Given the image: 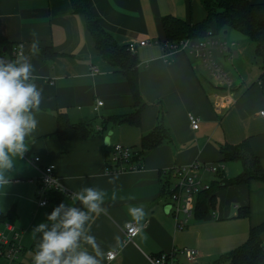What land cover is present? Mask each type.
<instances>
[{
	"label": "crops",
	"instance_id": "0c3cea01",
	"mask_svg": "<svg viewBox=\"0 0 264 264\" xmlns=\"http://www.w3.org/2000/svg\"><path fill=\"white\" fill-rule=\"evenodd\" d=\"M90 5L97 22L118 45L146 41L145 46L137 45L135 52L139 93L146 104L139 126H109L85 140H58L54 136L58 113L66 115L71 124H87L96 132L103 119L133 112L128 83L98 55L83 17L73 12L69 0H0V35L12 47L24 44L26 54L34 37L40 41V52L30 55V61L39 77L35 83L42 92V103L36 114L38 128L26 138L28 152L40 158L41 167L52 166L55 178L71 193L85 186L107 192L105 211L91 224V232L105 253L117 251L116 258L105 260V264H149L148 257L182 249L197 251L193 264H211L242 245L249 229L264 222V183L252 181L218 190L214 207L203 219L193 217L195 223L175 231L172 218L165 213L163 190L168 177L163 173L198 161L223 165L222 176L233 178L241 172V165L223 163L220 147L243 141L248 142L264 169V118L259 116L264 110V76L249 68L244 78H239L240 74L235 80L230 77L232 49L237 44L227 57L216 61L231 81L230 92L217 87L204 67L188 55L176 52L171 63L162 60L161 48L166 43L162 18L200 23L206 18L200 0H90ZM215 30L211 37L220 41L238 39L231 30L220 34ZM241 55L244 58V52ZM92 67L98 73L92 74ZM97 101L102 102L99 108ZM189 115L199 120L197 130L190 128ZM158 124L167 130L168 138L141 155L140 170L106 172L113 145L137 151L142 137ZM199 176L208 185L217 179V175L204 171ZM38 178V170L22 158L16 162L11 183L0 187V212L12 210L13 225L21 233L22 263L32 262L39 240V234L33 237V228L53 210L50 202L38 205ZM65 203L76 201L66 199ZM129 205H143L148 216L143 234L138 232L126 241L123 230L130 221ZM243 208L248 209V217L238 214ZM117 235L125 242L122 249L112 247ZM261 239L264 244V233ZM175 259L186 262L179 254ZM0 264L6 263L0 259Z\"/></svg>",
	"mask_w": 264,
	"mask_h": 264
},
{
	"label": "trees",
	"instance_id": "16d2710c",
	"mask_svg": "<svg viewBox=\"0 0 264 264\" xmlns=\"http://www.w3.org/2000/svg\"><path fill=\"white\" fill-rule=\"evenodd\" d=\"M74 13L83 17L86 30L90 36L98 55L116 71L121 72L126 79L134 101V110L129 114L110 116L100 122V131L95 132L90 125H73L66 115H56V130L54 136L60 141H81L93 135H99L109 126L131 125L139 126L140 112L146 104L142 101L138 88V70L135 54L127 50L126 45H118L113 38L100 26L93 15L90 0H69ZM206 12V18L196 24H188L175 17L166 16L161 20L166 43L175 45L181 40L200 41L211 36L213 30L217 34L224 30L239 32L254 44L256 57L264 62V3H251L247 0H200ZM214 27V28H212ZM12 45L0 35V53L8 55ZM3 49L5 50L3 52ZM264 76V65L261 67ZM168 138L167 130L158 124L150 133L144 135L137 150L138 157L149 150L160 146ZM222 162H238L241 172L230 179L217 175V179L210 184L209 190L201 192L196 199L194 218L203 219L215 204V193L230 186L248 185L252 181L264 183V169L259 158L252 152L247 141L237 145H223L220 147ZM134 157L130 164L139 162ZM109 161V160H108ZM141 162V159H140ZM109 163V162H108ZM106 164L108 168L113 165ZM141 165V163H140ZM139 166V163L138 165ZM142 168V166H140ZM166 184V183H165ZM164 193L166 189L163 190ZM62 193L51 190L48 201L54 208L59 203H65ZM76 206L78 202L75 203ZM241 217H248L247 208L238 213ZM15 218L11 210L6 214L0 212V228L5 223L13 224ZM264 233V222L251 227L246 241L239 247L218 256L211 264H263L264 244L261 235Z\"/></svg>",
	"mask_w": 264,
	"mask_h": 264
},
{
	"label": "clouds",
	"instance_id": "9594fccd",
	"mask_svg": "<svg viewBox=\"0 0 264 264\" xmlns=\"http://www.w3.org/2000/svg\"><path fill=\"white\" fill-rule=\"evenodd\" d=\"M39 44L34 37L28 45L29 54L20 44L14 59L0 57V187L11 183L17 160L29 150L26 138L38 128L36 114L40 112L42 92L35 83L39 77L34 74L30 55L39 54ZM106 197L104 189L85 186L72 193L79 206L61 202L46 214V220L32 230L34 238L39 234L32 264H105V249L92 234L91 224L105 211ZM127 214L133 226L129 231L143 234L148 216L145 207L129 205ZM114 241L113 248L125 246L119 235Z\"/></svg>",
	"mask_w": 264,
	"mask_h": 264
},
{
	"label": "built area",
	"instance_id": "2783aa9c",
	"mask_svg": "<svg viewBox=\"0 0 264 264\" xmlns=\"http://www.w3.org/2000/svg\"><path fill=\"white\" fill-rule=\"evenodd\" d=\"M15 44L11 47L8 55L1 54L8 60L15 58L17 46ZM145 46L146 41H141L138 44L128 43L127 50L131 54H135L136 46ZM236 46L235 42L220 41L213 37H208L200 41H191L189 39L181 40L175 45L165 43L162 45V60L165 63L173 61L172 56L176 52H181L188 55L199 62L204 69L210 74L212 82L219 88L226 89L230 92L231 81L226 76L224 71L218 66V57H227L230 50ZM91 73L96 74L98 70L95 67L91 68ZM102 106V102L97 101L96 108ZM259 116L264 118V110L259 112ZM188 122L192 130L198 129L199 120L192 115L188 116ZM100 127L96 131H100ZM138 152L129 147L120 144L113 145L109 155V163L113 165L111 168L106 167V172L123 173L127 171L140 170V159ZM138 157L139 162L130 164L134 157ZM23 159L38 170V187L35 197L38 200L39 206H46L48 201V193L51 190L58 191L63 194L65 199L73 200L72 193L63 187V191L59 189L62 187L54 176V168L52 166L41 167L39 165L40 158L32 156L28 151L25 153ZM139 163V166H137ZM209 172L214 175H223V165H204L195 161L185 167H174L170 171L163 174L168 177L165 188L166 189V207H169L168 214L174 224L175 231H183L188 227L189 221L194 217V208L197 196L204 191L209 190L210 185L201 181L200 172ZM133 227L129 222L124 225L123 235L126 241H131L138 232L133 235L129 228ZM21 233L16 230L13 224L5 223L0 228V259H3L6 264H32L22 263L20 261L23 252L20 244ZM182 255L188 264H193L198 259V253L193 249L173 250L170 253H162L154 257H148L149 264H181L175 259L176 255ZM117 256V251H109L106 253V261L111 262Z\"/></svg>",
	"mask_w": 264,
	"mask_h": 264
},
{
	"label": "rangeland",
	"instance_id": "374dc122",
	"mask_svg": "<svg viewBox=\"0 0 264 264\" xmlns=\"http://www.w3.org/2000/svg\"><path fill=\"white\" fill-rule=\"evenodd\" d=\"M230 33H233L238 37V39L233 38V40H234L233 42H235L237 44V46L232 49V53H233L232 59H234L233 63L231 65H229L230 63H228V65H229L228 70L230 73L229 74L230 77L233 80H235L238 78V74H240L239 78L240 77L244 78V76L247 74V72H244V71L245 70L247 71L249 68H252L253 70H257L258 74H260L262 72L261 67L264 65V62L262 61L261 58L255 57L254 44L249 39H247L245 36H243L242 34L234 32V30H231ZM224 38L229 39L228 36H225ZM240 45H241V47H240ZM242 52H244V58H242V55L240 57V53L242 54ZM240 60H242L243 62H240ZM243 64H244V66H243ZM228 65H226V67ZM195 221L196 220H194V218L191 219L189 221V226H191L193 223H195ZM183 264H187V263L183 262Z\"/></svg>",
	"mask_w": 264,
	"mask_h": 264
},
{
	"label": "water",
	"instance_id": "95a60500",
	"mask_svg": "<svg viewBox=\"0 0 264 264\" xmlns=\"http://www.w3.org/2000/svg\"><path fill=\"white\" fill-rule=\"evenodd\" d=\"M5 50L3 49V52H4ZM168 211H169V207L167 206V207H165V213L166 214H168Z\"/></svg>",
	"mask_w": 264,
	"mask_h": 264
}]
</instances>
